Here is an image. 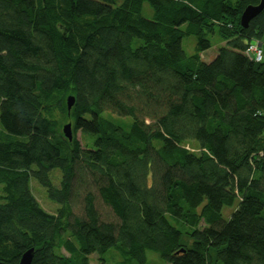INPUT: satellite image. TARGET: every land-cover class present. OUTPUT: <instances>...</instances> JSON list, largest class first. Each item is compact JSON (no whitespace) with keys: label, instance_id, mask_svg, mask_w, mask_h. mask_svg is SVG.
Listing matches in <instances>:
<instances>
[{"label":"trees","instance_id":"trees-1","mask_svg":"<svg viewBox=\"0 0 264 264\" xmlns=\"http://www.w3.org/2000/svg\"><path fill=\"white\" fill-rule=\"evenodd\" d=\"M258 2L0 0L1 261L264 264V9L240 23Z\"/></svg>","mask_w":264,"mask_h":264},{"label":"rangeland","instance_id":"rangeland-1","mask_svg":"<svg viewBox=\"0 0 264 264\" xmlns=\"http://www.w3.org/2000/svg\"><path fill=\"white\" fill-rule=\"evenodd\" d=\"M144 15L149 17L152 12L150 7L145 4V10H144ZM262 42V49H264V36L261 40ZM225 42L221 41L217 36H213L211 37V47L205 51H203L201 53V56L203 58L204 61L208 62L211 59L214 58V56L217 53V50L220 46L224 45ZM259 43V42H258ZM195 47H196V38L193 35H188V36H184L182 38V48L185 52L186 55H191L194 53L195 51ZM105 115L109 116V117H114L112 119H114L116 122L120 123L121 125H123L124 127H127L129 123H131V118L130 117H120V116H114L108 113H105ZM59 117V116H58ZM58 120H63V119H58ZM62 126L67 123L68 121H66L65 119L62 121ZM77 138L80 139L81 135L79 132H77ZM189 142H191L189 144L191 150L195 151L198 148V142L195 140H189ZM186 146V145H185ZM188 147V146H187ZM57 178H59V173H56ZM58 179H56L55 181H57ZM30 186H31V190L32 193L34 195V197L36 198V200L38 201V203L48 212H55L56 208L58 207V205L54 202H52L50 199H48L45 189L35 180V179H30ZM100 206L102 207V210L105 212V210L107 211L108 209H106L105 207L103 208L102 203L99 201ZM80 204V203H79ZM73 206V212L75 214H81V209H80V205H72ZM236 204H234L233 206H225L222 210V214H223V218L224 219H228L230 217V214L232 213V211L235 209ZM105 258H106V264H114L116 261L121 260V256L119 255V253H117L115 250L110 249L107 254H105ZM90 261L91 264H96V255H91L90 256ZM145 264H168L166 261H164L158 253L154 252V251H147L146 252V263Z\"/></svg>","mask_w":264,"mask_h":264},{"label":"water","instance_id":"water-1","mask_svg":"<svg viewBox=\"0 0 264 264\" xmlns=\"http://www.w3.org/2000/svg\"><path fill=\"white\" fill-rule=\"evenodd\" d=\"M264 9V0H259L255 5H247L241 13L240 23L243 27H247L251 19L257 16ZM74 97L72 95L67 96L66 104L68 111L73 105ZM63 134L66 138H72L71 122H67L62 126ZM33 258V248H30L22 253L18 263L16 264H31ZM0 264H11L0 260Z\"/></svg>","mask_w":264,"mask_h":264},{"label":"built area","instance_id":"built-area-1","mask_svg":"<svg viewBox=\"0 0 264 264\" xmlns=\"http://www.w3.org/2000/svg\"><path fill=\"white\" fill-rule=\"evenodd\" d=\"M246 53L249 57H254L255 60H260L262 58V50L260 48V45L258 42H252L251 44H249Z\"/></svg>","mask_w":264,"mask_h":264}]
</instances>
